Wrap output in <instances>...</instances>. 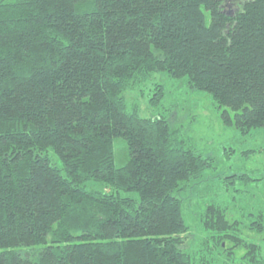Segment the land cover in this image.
I'll return each mask as SVG.
<instances>
[{
  "label": "trees",
  "instance_id": "1",
  "mask_svg": "<svg viewBox=\"0 0 264 264\" xmlns=\"http://www.w3.org/2000/svg\"><path fill=\"white\" fill-rule=\"evenodd\" d=\"M157 73L264 127V0H0V264H195L179 194L215 159L127 98ZM231 213L210 205L204 228L264 264L242 230L264 210Z\"/></svg>",
  "mask_w": 264,
  "mask_h": 264
},
{
  "label": "rangeland",
  "instance_id": "2",
  "mask_svg": "<svg viewBox=\"0 0 264 264\" xmlns=\"http://www.w3.org/2000/svg\"><path fill=\"white\" fill-rule=\"evenodd\" d=\"M187 82V78L172 79L166 73H157L137 91H129L126 95L129 100L139 99L144 117L170 114L173 125L180 129L188 146L215 159L212 168L189 182L179 194L183 199V216L190 228L185 250L194 263L255 264L245 258V247L235 248L231 243H222L221 247L220 242L214 241L215 232L205 229L203 223L210 205L229 207L234 217L246 216L242 218L244 223L258 220L253 217L264 210V127L244 136L235 127L224 125L223 109L217 108L208 93L191 90ZM157 84L165 90L159 104L161 108L151 107L150 98ZM114 152L116 166L125 165L130 155L124 139L115 140ZM235 175H249L257 181ZM88 187L104 188L98 183H90ZM132 196L138 197L137 194ZM250 213L256 216H248ZM242 230L245 239L260 245V260L264 257V231Z\"/></svg>",
  "mask_w": 264,
  "mask_h": 264
}]
</instances>
